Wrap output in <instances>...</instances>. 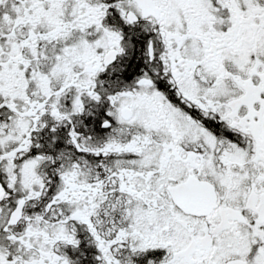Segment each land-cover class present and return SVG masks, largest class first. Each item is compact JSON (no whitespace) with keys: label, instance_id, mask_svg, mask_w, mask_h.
<instances>
[{"label":"snow or ice","instance_id":"1","mask_svg":"<svg viewBox=\"0 0 264 264\" xmlns=\"http://www.w3.org/2000/svg\"><path fill=\"white\" fill-rule=\"evenodd\" d=\"M0 264H264V0H0Z\"/></svg>","mask_w":264,"mask_h":264}]
</instances>
